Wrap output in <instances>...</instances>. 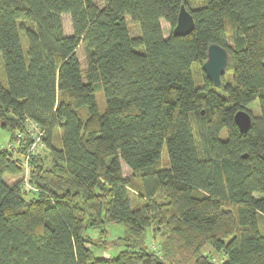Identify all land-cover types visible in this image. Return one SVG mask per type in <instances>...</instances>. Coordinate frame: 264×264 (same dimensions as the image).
<instances>
[{
	"label": "trees",
	"instance_id": "16d2710c",
	"mask_svg": "<svg viewBox=\"0 0 264 264\" xmlns=\"http://www.w3.org/2000/svg\"><path fill=\"white\" fill-rule=\"evenodd\" d=\"M182 5L193 30L165 37ZM0 55V264H264V0H0Z\"/></svg>",
	"mask_w": 264,
	"mask_h": 264
},
{
	"label": "rangeland",
	"instance_id": "374dc122",
	"mask_svg": "<svg viewBox=\"0 0 264 264\" xmlns=\"http://www.w3.org/2000/svg\"><path fill=\"white\" fill-rule=\"evenodd\" d=\"M100 5H103V0H96ZM63 24H64V29H65V32L66 34H71L72 33V26H71V19H70V16L69 14H64L63 15ZM127 26H128V29H129V32L133 35H136L139 33V29H138V26L133 23L129 18H127ZM161 27H162V30H163V34L165 37H168L172 31V28L171 26L169 25V23H167L165 20H161ZM77 55L80 59V62H81V67H82V71L84 69V67L86 66L87 64V60H86V52L84 50V47L83 46H80L77 50ZM2 72L3 74V78L5 80V74H4V68H3V62H2V59H1V55H0V73ZM2 78H0L1 80ZM199 80V78H198ZM97 102L98 104L100 105V107L102 108L104 106V97H103V93L102 92H97ZM249 108L253 111V113L255 115H258L259 113V109L257 107V102H252L250 105H249ZM36 134V133H35ZM10 134L8 132H5V131H1L0 132V149L1 148H8V149H14L15 148V145H10L9 143V136ZM37 138H38V133L35 135V143L34 145L32 146L31 150L32 151H35V152H40L42 154V156H47L48 157V151L45 149L44 145L43 144H40V142L37 144ZM41 140V139H39ZM162 156H167L166 155V148H163V151H162ZM123 174L124 176H128L131 174V169L123 163ZM5 180H7L10 184L14 183L15 180H17V177H13V176H9V175H5L4 176ZM26 188H28L27 186H25ZM256 196H259L258 194H255ZM107 229H108V241H111V240H118L120 239L121 237H124L126 236V230H125V227L123 224L121 223H110L108 224L107 226ZM97 229L95 228H89L88 229V232L89 234H91L92 236H96L97 235ZM162 235L160 233H157V234H152L151 230L149 231V236H148V239L147 241L153 245V247H155L156 249H159V243L161 242V239H162ZM120 246L117 244L115 246H111L108 248V250L106 251H100V250H96V254L99 255V256H105V257H110L111 255H114L116 256V254L118 253L119 251V248ZM205 253L207 255H210V257L216 261L217 263L220 262V254L219 253H216L212 246L208 245L206 247V249L204 250Z\"/></svg>",
	"mask_w": 264,
	"mask_h": 264
},
{
	"label": "water",
	"instance_id": "95a60500",
	"mask_svg": "<svg viewBox=\"0 0 264 264\" xmlns=\"http://www.w3.org/2000/svg\"><path fill=\"white\" fill-rule=\"evenodd\" d=\"M194 28L193 15L182 5L177 19V24L172 32L174 35L183 36L190 33ZM229 54L223 46L212 43L207 50V58L203 62V70L214 86H220L222 76L228 63ZM205 95V92H202ZM234 120L241 132H246L252 122V116L247 110H239L235 113Z\"/></svg>",
	"mask_w": 264,
	"mask_h": 264
},
{
	"label": "built area",
	"instance_id": "2783aa9c",
	"mask_svg": "<svg viewBox=\"0 0 264 264\" xmlns=\"http://www.w3.org/2000/svg\"><path fill=\"white\" fill-rule=\"evenodd\" d=\"M37 133H39V134H38V138H37V140H36V141H37V144H38V143L41 141V140H39V139H40V136L42 135V132H41L40 130H39V131L37 130Z\"/></svg>",
	"mask_w": 264,
	"mask_h": 264
}]
</instances>
